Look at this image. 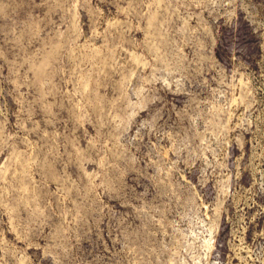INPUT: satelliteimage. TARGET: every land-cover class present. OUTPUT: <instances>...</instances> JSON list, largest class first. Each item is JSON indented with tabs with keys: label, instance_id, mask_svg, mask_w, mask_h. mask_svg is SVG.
I'll use <instances>...</instances> for the list:
<instances>
[{
	"label": "rangeland",
	"instance_id": "1",
	"mask_svg": "<svg viewBox=\"0 0 264 264\" xmlns=\"http://www.w3.org/2000/svg\"><path fill=\"white\" fill-rule=\"evenodd\" d=\"M0 264H264V0H0Z\"/></svg>",
	"mask_w": 264,
	"mask_h": 264
}]
</instances>
